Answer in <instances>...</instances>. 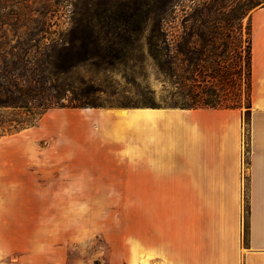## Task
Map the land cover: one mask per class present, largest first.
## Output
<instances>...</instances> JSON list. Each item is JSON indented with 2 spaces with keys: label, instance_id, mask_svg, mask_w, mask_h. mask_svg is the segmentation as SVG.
Masks as SVG:
<instances>
[{
  "label": "trees",
  "instance_id": "1",
  "mask_svg": "<svg viewBox=\"0 0 264 264\" xmlns=\"http://www.w3.org/2000/svg\"><path fill=\"white\" fill-rule=\"evenodd\" d=\"M144 1L100 0L110 8L89 14L95 0H0V138L35 127L54 109L106 107L105 89L80 72L111 70L141 33L143 58L170 86L167 108L246 107L250 124V13L264 0H239L236 13L217 11L219 0H210L180 24L170 20L174 0ZM248 232L246 219V243Z\"/></svg>",
  "mask_w": 264,
  "mask_h": 264
},
{
  "label": "crops",
  "instance_id": "2",
  "mask_svg": "<svg viewBox=\"0 0 264 264\" xmlns=\"http://www.w3.org/2000/svg\"><path fill=\"white\" fill-rule=\"evenodd\" d=\"M148 108H90L73 116L89 126V177L152 187V200L168 203L153 227L150 264H264V8L252 16L246 171L242 110Z\"/></svg>",
  "mask_w": 264,
  "mask_h": 264
},
{
  "label": "rangeland",
  "instance_id": "3",
  "mask_svg": "<svg viewBox=\"0 0 264 264\" xmlns=\"http://www.w3.org/2000/svg\"><path fill=\"white\" fill-rule=\"evenodd\" d=\"M95 1L89 14L110 8L111 4ZM209 1L174 0L170 20L180 24L195 7ZM238 2L219 0L215 9L236 13ZM261 8L264 2L251 11V23ZM137 36L133 48L125 50L129 58L111 70L80 72L105 89L104 108L152 104L167 108L171 101L170 86L164 84L154 62L143 58L147 34ZM235 85L237 92L238 81ZM227 91L232 98L234 90ZM81 111L54 109L35 127L0 138V264H150L153 260V227L159 228L168 203L153 201L152 187L104 185L99 182L107 179L89 177V162L84 158L89 126L83 117L73 116ZM242 111L247 167L250 134L247 108Z\"/></svg>",
  "mask_w": 264,
  "mask_h": 264
},
{
  "label": "built area",
  "instance_id": "4",
  "mask_svg": "<svg viewBox=\"0 0 264 264\" xmlns=\"http://www.w3.org/2000/svg\"><path fill=\"white\" fill-rule=\"evenodd\" d=\"M244 147V146H243ZM247 154H248V152H247ZM245 155H246V150H245V148H244V171H246L247 170V167H246V160H245ZM244 181L246 182L247 180H246V176L244 177Z\"/></svg>",
  "mask_w": 264,
  "mask_h": 264
},
{
  "label": "bare ground",
  "instance_id": "5",
  "mask_svg": "<svg viewBox=\"0 0 264 264\" xmlns=\"http://www.w3.org/2000/svg\"><path fill=\"white\" fill-rule=\"evenodd\" d=\"M148 109H149V108H148ZM150 109H151V108H150ZM114 111H116V110H114ZM120 112H121V113H125V111H123V110L120 111ZM116 113H117V112H116ZM144 113H147V114H145V116H146V115H149V113H154V112H153V111H150V110H146ZM125 114H126V113H125ZM149 117H150V116H149ZM127 121H128V120H127ZM127 121H126V122H127ZM128 122H129V121H128ZM122 123H123V122H122ZM144 264H149V263H144Z\"/></svg>",
  "mask_w": 264,
  "mask_h": 264
}]
</instances>
